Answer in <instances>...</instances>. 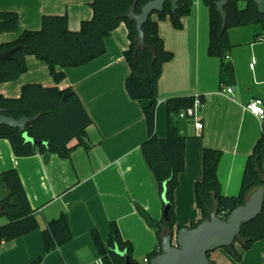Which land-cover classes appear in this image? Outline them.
Returning <instances> with one entry per match:
<instances>
[{
  "label": "crops",
  "instance_id": "crops-1",
  "mask_svg": "<svg viewBox=\"0 0 264 264\" xmlns=\"http://www.w3.org/2000/svg\"><path fill=\"white\" fill-rule=\"evenodd\" d=\"M92 1L0 0V11L18 15L17 30L1 33L0 43L17 40L25 30H39L45 15H66L69 28L79 30L82 21L92 17ZM191 1L181 29H176L168 17L159 20L156 13L151 16L158 20V34L165 48L174 54L163 65L158 80L157 136L167 137L169 98L199 95L204 101L197 113L203 124L201 131L191 120L181 123V132L187 136L185 167L174 191L173 229L201 218L194 185L202 178L204 148L221 151L217 166L220 191L227 196L237 195L247 158L264 133V119L247 108L253 99L264 102V40H258L264 33V23L228 30L229 58L236 82L220 85V59L208 53L210 10L203 0ZM104 44V53L85 64L55 66L56 71L64 73L58 83L47 63L34 55L26 56L27 69L16 80L0 83V95L11 98L19 97L26 83L71 87L91 118L85 129L90 147L76 145L78 141L73 139L68 145L73 147L68 158L51 153L46 162L43 154L17 157L10 142L0 138V172L17 170L39 225L31 233L1 241L0 264H28L43 255L41 231L62 212L68 214L72 239L47 253L41 264H102L91 231L97 230L106 241L110 222H115L123 239L132 244L133 258L138 262L148 263L144 257L157 248L156 230L141 211L160 221L163 202L141 150L148 135L141 102L130 98L125 87L130 74L124 56L130 46L126 24L120 23L104 38ZM228 86L232 92L222 93L221 89ZM3 191L0 187V196ZM5 221L0 218L1 223ZM235 248L241 256L240 264H264V239L248 249L239 243H235ZM210 259L219 264L235 262L224 249L211 252Z\"/></svg>",
  "mask_w": 264,
  "mask_h": 264
},
{
  "label": "trees",
  "instance_id": "trees-1",
  "mask_svg": "<svg viewBox=\"0 0 264 264\" xmlns=\"http://www.w3.org/2000/svg\"><path fill=\"white\" fill-rule=\"evenodd\" d=\"M150 0H93V14L83 20L79 30H71L66 15H45L39 30H25L17 40L0 43V51L10 49L17 44L23 47L12 53L8 59L0 60V83L16 80L27 69L26 56L34 55L49 66L55 82L64 78L63 71H56L55 66L66 68L79 66L103 54L104 38L120 23L128 29L129 49L124 56L130 67V74L125 80V87L130 98L141 102L147 124V138L141 144L148 168L155 178L157 189L169 203L170 222L161 219L155 228L158 245L147 254L148 261L161 253V238L169 229H173L174 191L179 174L185 167V141L187 136L181 132L182 120L179 112L194 101L193 96H176L166 101L167 137L160 138L155 132V111L158 102V80L163 65L172 60L173 52L165 48L163 39L158 34V20L150 16L143 25L144 44L137 45L138 32L134 20L127 17L133 8L140 13ZM218 0H203L210 10V30L208 53L220 59V85H234L236 82L233 64L229 58L231 45L228 30L232 27L264 23V14L251 0H230L224 9L226 22L223 25L221 15L216 9ZM244 2V6H240ZM191 0H179L175 12L170 2L165 3L157 14L159 20L169 18L176 29L182 28V18L189 14ZM153 13V14H154ZM18 28V15L13 11H0V34L14 32ZM2 113L20 119L23 116L33 118L26 124V133L34 142L28 141L19 128L0 125V138L7 139L17 157H29L35 154H56L68 158L73 147L69 143L77 139L76 145L89 148L85 129L91 118L84 108L77 93L71 88L43 86L40 83H26L22 86L19 97L11 98L0 95ZM221 151L205 147L202 153V178L194 185L195 202L201 211V218L189 225L194 227L209 219L215 210L221 218L236 207L243 205L249 193L264 186V133L254 145L247 158L241 188L237 195H224L220 191L217 179V166ZM0 187L4 190L0 196V242L13 240L39 228L35 210L30 206L21 179L16 169L0 172ZM162 199V198H161ZM163 208L165 201H163ZM185 225L178 224L177 229ZM45 253L28 264H41L45 255L72 239L68 214L62 212L50 219L41 231ZM102 264H126L125 258L116 251H126L130 258L139 264L132 255V244L121 236L118 225L110 222L106 241L97 230L91 231ZM264 239V202L260 213L242 225L240 234L229 247L223 248L240 264V253L235 248L239 243L248 249L257 240ZM209 253V257H210ZM211 264H219L210 259ZM149 263V262H148Z\"/></svg>",
  "mask_w": 264,
  "mask_h": 264
},
{
  "label": "water",
  "instance_id": "water-1",
  "mask_svg": "<svg viewBox=\"0 0 264 264\" xmlns=\"http://www.w3.org/2000/svg\"><path fill=\"white\" fill-rule=\"evenodd\" d=\"M179 0H150L143 7L140 13H135L132 8L127 17L134 20L138 32L137 45L144 44L143 25L148 21L154 12H161L165 3L170 2L172 12L178 8ZM230 0H218L216 9L221 15L223 25L226 22L225 5ZM257 4L258 10L264 14V0H251ZM23 47L20 44L5 51H0V60L8 59L17 49ZM33 118L23 116L20 119L9 117L2 113L0 108V125H7L12 128H19L28 141H35L26 133V124ZM50 153L43 155L44 161L49 160ZM161 198L165 201L163 208V221L170 222L169 203L165 200V192ZM264 202V186L253 190L247 197L245 203L230 211L226 218H221L214 210L209 219L203 220L194 227L185 226L180 229H169L161 238V253L152 257L148 264H211L209 253L229 247L235 242L240 234L242 225L255 218L261 211ZM148 224L156 228L158 221L153 220L148 214L141 211ZM126 264H135L126 251L120 252Z\"/></svg>",
  "mask_w": 264,
  "mask_h": 264
},
{
  "label": "built area",
  "instance_id": "built-area-1",
  "mask_svg": "<svg viewBox=\"0 0 264 264\" xmlns=\"http://www.w3.org/2000/svg\"><path fill=\"white\" fill-rule=\"evenodd\" d=\"M258 40H264V33L258 37ZM254 60L252 61V64H254ZM222 93L225 94H230L232 92V87L228 86L226 88L221 89ZM204 101L201 98V96L196 95L194 96V101L191 106H188L186 108H183L179 114L178 117L180 119H185V120H191L193 121L195 128L197 131H201L203 124L202 121L199 119L197 116L198 111L203 107ZM247 108L257 115L259 118L264 119V102L261 98H256L248 102ZM145 262H149L147 257H144Z\"/></svg>",
  "mask_w": 264,
  "mask_h": 264
},
{
  "label": "rangeland",
  "instance_id": "rangeland-1",
  "mask_svg": "<svg viewBox=\"0 0 264 264\" xmlns=\"http://www.w3.org/2000/svg\"><path fill=\"white\" fill-rule=\"evenodd\" d=\"M239 5H240L241 7L244 6V2H240ZM1 219H2V221H5V220H6L5 217H1ZM221 249H223V248H221ZM139 264H145V263H143V262H139ZM146 264H148V263H146Z\"/></svg>",
  "mask_w": 264,
  "mask_h": 264
}]
</instances>
